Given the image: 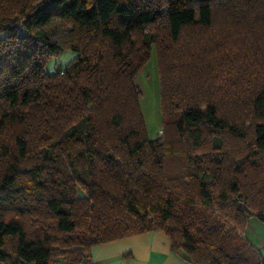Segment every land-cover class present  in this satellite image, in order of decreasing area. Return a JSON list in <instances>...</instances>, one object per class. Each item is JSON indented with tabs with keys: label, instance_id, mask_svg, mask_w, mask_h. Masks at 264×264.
<instances>
[{
	"label": "trees",
	"instance_id": "obj_1",
	"mask_svg": "<svg viewBox=\"0 0 264 264\" xmlns=\"http://www.w3.org/2000/svg\"><path fill=\"white\" fill-rule=\"evenodd\" d=\"M151 46L155 138L135 82ZM250 216L264 0H0V264H94L91 246L151 229L191 264H264Z\"/></svg>",
	"mask_w": 264,
	"mask_h": 264
},
{
	"label": "crops",
	"instance_id": "obj_2",
	"mask_svg": "<svg viewBox=\"0 0 264 264\" xmlns=\"http://www.w3.org/2000/svg\"><path fill=\"white\" fill-rule=\"evenodd\" d=\"M244 236L256 248L264 247V223L248 226ZM90 260L94 264H191L170 247L163 231L151 229L90 247Z\"/></svg>",
	"mask_w": 264,
	"mask_h": 264
},
{
	"label": "rangeland",
	"instance_id": "obj_3",
	"mask_svg": "<svg viewBox=\"0 0 264 264\" xmlns=\"http://www.w3.org/2000/svg\"><path fill=\"white\" fill-rule=\"evenodd\" d=\"M75 56L76 52L69 49L64 50L57 56H51L46 60L44 71L46 73H52L55 68L64 67ZM135 82L139 85L142 92L139 98V106L144 118L146 133L149 138H155L160 135L161 110L159 74L153 46L150 48V57L138 72ZM254 222L264 223L255 216H250L249 230H253Z\"/></svg>",
	"mask_w": 264,
	"mask_h": 264
},
{
	"label": "built area",
	"instance_id": "obj_4",
	"mask_svg": "<svg viewBox=\"0 0 264 264\" xmlns=\"http://www.w3.org/2000/svg\"><path fill=\"white\" fill-rule=\"evenodd\" d=\"M62 73V71H60ZM260 255L264 258V247L259 248Z\"/></svg>",
	"mask_w": 264,
	"mask_h": 264
}]
</instances>
